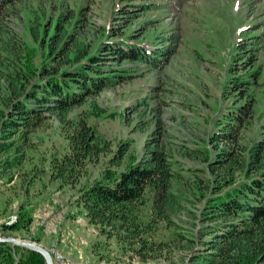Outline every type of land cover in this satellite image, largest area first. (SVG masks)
<instances>
[{
    "label": "rangeland",
    "instance_id": "1",
    "mask_svg": "<svg viewBox=\"0 0 264 264\" xmlns=\"http://www.w3.org/2000/svg\"><path fill=\"white\" fill-rule=\"evenodd\" d=\"M172 1L178 3L176 8L162 5L163 0H24L17 5L20 17L4 19L2 25L8 32L32 44L28 28L35 12L45 8L56 16L68 7L79 19L75 36L92 49L113 40L116 33L137 41L163 39L173 43L174 49L158 68L128 59L111 60L121 69L134 72L133 77L88 96L70 111L71 118L85 113L98 140L110 146L97 162L86 165L74 187L52 177V161L68 150L56 116L32 133L24 160L11 171L10 178H0V237L44 247L46 237L56 241L63 222L78 220L85 225L81 231L87 243L86 255L94 257L96 264H186L195 249L190 248L189 239L199 225L195 218L200 207L197 200L173 215L169 223L154 226V251L150 253L156 257L145 261L135 253V246L129 248L90 226L77 205L81 191L92 182L113 177L142 157L146 143L153 144L150 138L156 129L159 143L177 161L176 169L194 168L203 176L201 182L195 180V190H203L208 181L216 184L219 177L212 170V161L215 146L221 144L216 145L212 136L224 113L249 102L252 116L238 129V141L256 139L264 132V0ZM168 36L172 39L165 38ZM42 52L33 56L34 64L46 61ZM233 76L251 82L240 85L246 88L243 95L241 91L231 94ZM123 142L129 143V148L121 165H111V156ZM227 146L222 143L221 148ZM181 173L188 174L185 170ZM28 218L23 226L22 221ZM18 220L17 231L4 230L5 225L12 226ZM47 249L71 260L56 243ZM1 258L5 264H37L26 252L16 249H7Z\"/></svg>",
    "mask_w": 264,
    "mask_h": 264
},
{
    "label": "trees",
    "instance_id": "2",
    "mask_svg": "<svg viewBox=\"0 0 264 264\" xmlns=\"http://www.w3.org/2000/svg\"><path fill=\"white\" fill-rule=\"evenodd\" d=\"M23 1L0 0V178L12 176L11 171L25 158L32 133L56 116L68 150L52 161V177L74 187L86 165L97 162L110 146L98 140L85 113L71 118L70 111L88 96L133 77L134 72L111 60L128 59L158 68L172 54L173 43L156 38L130 40L116 33L113 40L92 49L75 36L79 19L75 10L65 7L56 16L45 8L35 12L28 28L32 44H28L2 25L8 16L20 17L17 5ZM162 5L176 8L178 3L163 0ZM41 52L46 61L34 64L33 56ZM230 82L232 95L246 91L241 84L251 83L240 76L231 77ZM250 109L249 102L229 109L212 136L216 145H228L215 146L212 170L219 176L216 184L208 181L211 184L203 190H195V180L201 182L203 176L194 168L176 169L177 161L159 143L156 129L150 138L153 144L146 143L136 162L81 191L77 205L88 224L107 238L135 246L133 250L145 261L156 257L150 253L154 251V226L169 223L173 215L197 200L199 225L189 239L190 248L195 249L186 264H264V132L252 140L239 136L238 141L237 137L238 129L249 121ZM128 148L127 142L119 144L110 164L121 165ZM184 170L187 176L182 175ZM29 219L22 221L23 226ZM19 228V220L4 226L5 231ZM7 249L26 252L31 261L45 264L39 254L11 244H0V256ZM0 264L5 260L1 258Z\"/></svg>",
    "mask_w": 264,
    "mask_h": 264
},
{
    "label": "crops",
    "instance_id": "3",
    "mask_svg": "<svg viewBox=\"0 0 264 264\" xmlns=\"http://www.w3.org/2000/svg\"><path fill=\"white\" fill-rule=\"evenodd\" d=\"M71 210V214H72ZM78 220H73V221H67L63 222V229L60 231V234L58 235L59 237H56V241L54 242V239H50L49 237H46L47 240L45 244H43L44 247H51L55 245L64 252L71 260L75 262H80L84 264H96L94 257L92 259H89L86 255V248H87V243L83 238V233H82V227L85 226L80 223ZM87 225V224H86ZM66 235H69L67 237ZM45 237V236H44ZM69 239L68 245L65 242V238ZM79 238L83 240H79ZM42 245V244H41ZM102 264V263H98Z\"/></svg>",
    "mask_w": 264,
    "mask_h": 264
},
{
    "label": "water",
    "instance_id": "4",
    "mask_svg": "<svg viewBox=\"0 0 264 264\" xmlns=\"http://www.w3.org/2000/svg\"><path fill=\"white\" fill-rule=\"evenodd\" d=\"M0 244H11L13 246L35 252L44 259L45 264H54L48 249L35 242L21 241L13 237H0Z\"/></svg>",
    "mask_w": 264,
    "mask_h": 264
},
{
    "label": "bare ground",
    "instance_id": "5",
    "mask_svg": "<svg viewBox=\"0 0 264 264\" xmlns=\"http://www.w3.org/2000/svg\"><path fill=\"white\" fill-rule=\"evenodd\" d=\"M52 254H56L61 258V261L64 262L65 264H76L73 261L67 259L64 255L58 253L57 251H53Z\"/></svg>",
    "mask_w": 264,
    "mask_h": 264
},
{
    "label": "built area",
    "instance_id": "6",
    "mask_svg": "<svg viewBox=\"0 0 264 264\" xmlns=\"http://www.w3.org/2000/svg\"><path fill=\"white\" fill-rule=\"evenodd\" d=\"M6 220H7V218H6ZM49 254L52 257L54 264H65L64 262L61 261V258L58 255L52 254L51 252H49Z\"/></svg>",
    "mask_w": 264,
    "mask_h": 264
}]
</instances>
